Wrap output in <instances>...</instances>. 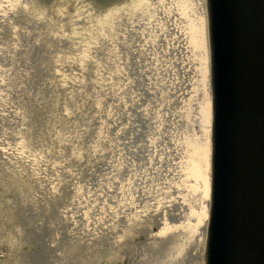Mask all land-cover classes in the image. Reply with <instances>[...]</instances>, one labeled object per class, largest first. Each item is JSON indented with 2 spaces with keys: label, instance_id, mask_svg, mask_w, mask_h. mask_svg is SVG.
I'll list each match as a JSON object with an SVG mask.
<instances>
[{
  "label": "rangeland",
  "instance_id": "obj_1",
  "mask_svg": "<svg viewBox=\"0 0 264 264\" xmlns=\"http://www.w3.org/2000/svg\"><path fill=\"white\" fill-rule=\"evenodd\" d=\"M195 3L0 0V264H205Z\"/></svg>",
  "mask_w": 264,
  "mask_h": 264
},
{
  "label": "water",
  "instance_id": "obj_2",
  "mask_svg": "<svg viewBox=\"0 0 264 264\" xmlns=\"http://www.w3.org/2000/svg\"><path fill=\"white\" fill-rule=\"evenodd\" d=\"M205 2L213 88L205 264H264V0Z\"/></svg>",
  "mask_w": 264,
  "mask_h": 264
},
{
  "label": "bare ground",
  "instance_id": "obj_3",
  "mask_svg": "<svg viewBox=\"0 0 264 264\" xmlns=\"http://www.w3.org/2000/svg\"><path fill=\"white\" fill-rule=\"evenodd\" d=\"M199 4V1L196 0L195 3V12H194V16L195 19L197 21V23L199 25L202 26L203 22H205V29L204 31H201V39L200 42L202 44V49L199 51L200 56L202 58H200V65H201V71L200 73H198L199 79H200V84L201 86H203V90L205 91V106L203 109L204 112V118L201 119V124L202 122H204L205 128H204V144L208 147V149H211V143L213 140V135H212V131H213V124H212V98H213V88H212V72H211V49H210V44H209V29H208V19H207V5L206 2L204 0V4H203V11L199 12L200 7L197 8ZM202 14V15H201ZM198 25V26H199ZM198 28V27H197ZM204 32V33H203ZM4 132L2 129H0V164H4L7 161V157L5 154H7L4 144H7V142L5 141L7 136L3 135ZM5 134V133H4ZM7 147V146H6ZM207 151V148H206ZM205 151V152H206ZM211 175V173H209ZM206 182L204 183V187H205ZM211 186V181L209 179V187ZM210 189V188H209ZM208 192V196H209V191ZM210 203V200L208 201V204ZM147 216V215H146ZM149 216H154L155 219H157V221H161L162 218H159L161 216V214H157V215H151L149 214ZM208 221V220H207ZM207 221H206V225L205 227V233H207ZM167 229L168 226L164 229H162L159 232L156 233H151L150 236H148V242H147V247H153L155 246L158 242H160L156 248L158 250L163 249L162 247H164L165 242L167 243L168 241H164L166 239V236H170L167 233ZM160 245V246H159Z\"/></svg>",
  "mask_w": 264,
  "mask_h": 264
}]
</instances>
